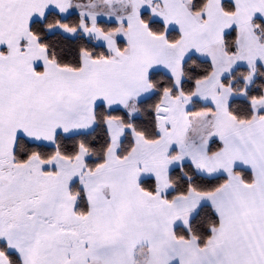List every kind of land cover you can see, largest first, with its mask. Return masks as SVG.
I'll list each match as a JSON object with an SVG mask.
<instances>
[{
  "label": "snow or ice",
  "instance_id": "snow-or-ice-1",
  "mask_svg": "<svg viewBox=\"0 0 264 264\" xmlns=\"http://www.w3.org/2000/svg\"><path fill=\"white\" fill-rule=\"evenodd\" d=\"M0 264H264V0H0Z\"/></svg>",
  "mask_w": 264,
  "mask_h": 264
}]
</instances>
